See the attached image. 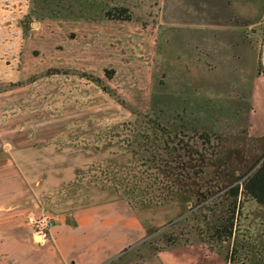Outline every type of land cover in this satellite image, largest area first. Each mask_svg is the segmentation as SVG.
<instances>
[{"label":"rangeland","instance_id":"obj_1","mask_svg":"<svg viewBox=\"0 0 264 264\" xmlns=\"http://www.w3.org/2000/svg\"><path fill=\"white\" fill-rule=\"evenodd\" d=\"M168 4L0 0L2 231L23 228L25 241L47 245L53 229L62 223L73 226L80 210L116 202L141 226L138 239L113 257L126 253L120 264H264V206L249 194L239 199L232 239L210 242L196 230L206 226L211 212L197 211L203 204L195 198L196 215L178 217L181 203L133 210L122 198L98 194L89 173L79 175L113 151L106 148V126L136 117L139 131L147 117L159 115L158 91L175 98L174 103L187 100L188 135L207 156L197 187L215 194L205 206L214 201L217 206L224 187L242 184L264 160V19L255 31L243 27L241 38L252 39L239 43L233 58L231 43L215 40L210 25L207 43L185 49L181 31L168 26ZM172 6L179 24L185 10L178 0ZM119 8L132 19L117 16ZM209 16L208 11L211 21ZM219 51L223 58L216 55ZM104 85L112 95L102 90ZM31 213L55 216L45 239L36 240L39 235L27 220ZM167 232L179 242L168 246ZM165 251L171 252L166 262Z\"/></svg>","mask_w":264,"mask_h":264},{"label":"trees","instance_id":"obj_2","mask_svg":"<svg viewBox=\"0 0 264 264\" xmlns=\"http://www.w3.org/2000/svg\"><path fill=\"white\" fill-rule=\"evenodd\" d=\"M124 12V9H119L118 13L123 16ZM186 102L182 100L160 105V116L147 117L144 129L139 131L136 130V117L106 126L105 129L109 131L106 148L113 151L88 170L79 171V175L83 177L89 173L98 194L122 198L133 210H154L181 203L184 206L180 217L187 212L195 214L203 208L208 209L210 216L200 214L205 218L208 216L206 226L196 230L200 238L206 237L210 242L231 240L240 197L247 192L264 206V160L256 168L250 169L242 184L233 183L224 187L217 206H214L215 201L205 206L214 199L215 194L209 196L208 192H201L197 187L205 172L203 167L207 156L197 142H191L192 138L188 135ZM179 108L180 115L174 114ZM199 139L202 144L205 142L203 137L199 136ZM208 141L211 140L208 138ZM194 198L199 206L203 204L202 207L193 204ZM168 233L164 234L168 246L179 242L177 236ZM125 254L105 264H120L118 261H122ZM135 264L144 262L137 260Z\"/></svg>","mask_w":264,"mask_h":264},{"label":"crops","instance_id":"obj_3","mask_svg":"<svg viewBox=\"0 0 264 264\" xmlns=\"http://www.w3.org/2000/svg\"><path fill=\"white\" fill-rule=\"evenodd\" d=\"M259 3L261 15L258 8H255V4ZM208 7L214 14L215 22L207 21L205 28L209 25L214 27L215 33L211 36L220 44L230 42L232 57H238L233 52H237L239 43L251 38L244 35V40L241 38L242 32L245 31L243 27H250L255 31L263 22L264 0L255 3L253 0H191L189 9L191 8V14L200 10L206 19ZM203 39L205 43L209 41L207 34ZM216 55H222L223 58L225 53L219 51ZM259 76L257 79L263 77ZM118 204L115 202L80 210L74 215L77 224L71 226L62 223L60 227L56 226L47 245L33 243L30 239L25 241L23 228L15 227L10 232L0 228V264L108 263L141 234L137 217L129 216L128 208L121 212ZM1 224L3 223L0 222ZM2 237L6 241H3ZM168 252L170 251L162 254L165 262Z\"/></svg>","mask_w":264,"mask_h":264},{"label":"flooded vegetation","instance_id":"obj_4","mask_svg":"<svg viewBox=\"0 0 264 264\" xmlns=\"http://www.w3.org/2000/svg\"><path fill=\"white\" fill-rule=\"evenodd\" d=\"M174 2H175V0H174ZM168 3L169 4H168L167 12H168V17L171 20V23L169 20L168 26L172 29L175 28V30H174L175 32L179 31V30L181 31V33H182V36H181L182 41L181 42L183 43L184 48L186 49V47L188 48V46H189L190 49L193 48V49L197 50L198 47L203 46V44H205V41L203 39V36L205 35V32H206L205 23L207 21H209L208 18L205 19V17L202 15V13H200V10H197L196 12L193 11L192 12L193 14L190 13L191 8L189 9V7L191 6V0H178V4L182 3V5H183V8L185 10V16L181 20L180 23L178 22L179 24H175L176 19L174 18L175 17L174 13H173V15H171L172 9L174 8L172 6V0H168ZM119 9H124L125 12H124L123 16H121L119 13L117 16H121V18L125 19V20H131L132 19V14L130 12H126L125 8H119ZM208 10L210 12L209 17L212 21L211 23H214L215 22L214 14H213V12L210 11V7H208ZM106 15H108V13H106ZM172 23H174V24L172 25ZM185 23H187V25H185ZM189 23L191 25L192 24L193 25L191 26ZM194 24H196V25H194ZM169 30H171V29H169ZM178 36H180V35H178ZM200 49L203 50V47ZM201 56H203L202 53H201ZM101 87H102V90L104 92L109 93L111 95L113 94L112 90L110 88H108L107 86L104 85ZM159 93H160L159 91L157 92V94L155 93L157 98L160 100L159 104L157 105L158 107L160 106L161 100L165 101V103H163V104H167V103H171L172 100L175 99V98L172 99V97L170 95H167V97L163 98V94L160 95Z\"/></svg>","mask_w":264,"mask_h":264},{"label":"built area","instance_id":"obj_5","mask_svg":"<svg viewBox=\"0 0 264 264\" xmlns=\"http://www.w3.org/2000/svg\"><path fill=\"white\" fill-rule=\"evenodd\" d=\"M28 223L33 227L36 235H39L45 239L50 230L56 225V218L49 213H42L36 215L31 213L28 215Z\"/></svg>","mask_w":264,"mask_h":264},{"label":"bare ground","instance_id":"obj_6","mask_svg":"<svg viewBox=\"0 0 264 264\" xmlns=\"http://www.w3.org/2000/svg\"><path fill=\"white\" fill-rule=\"evenodd\" d=\"M36 240H37V241L41 240V236H37V237H36Z\"/></svg>","mask_w":264,"mask_h":264},{"label":"water","instance_id":"obj_7","mask_svg":"<svg viewBox=\"0 0 264 264\" xmlns=\"http://www.w3.org/2000/svg\"><path fill=\"white\" fill-rule=\"evenodd\" d=\"M246 194L248 195V193L246 192Z\"/></svg>","mask_w":264,"mask_h":264}]
</instances>
